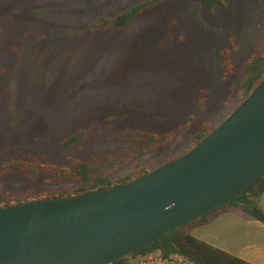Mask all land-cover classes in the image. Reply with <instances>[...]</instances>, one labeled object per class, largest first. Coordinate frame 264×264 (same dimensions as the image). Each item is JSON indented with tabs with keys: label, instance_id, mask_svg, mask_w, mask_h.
Instances as JSON below:
<instances>
[{
	"label": "rangeland",
	"instance_id": "obj_1",
	"mask_svg": "<svg viewBox=\"0 0 264 264\" xmlns=\"http://www.w3.org/2000/svg\"><path fill=\"white\" fill-rule=\"evenodd\" d=\"M146 1L0 0V171L25 153L61 166L77 157L101 162L111 176L153 170L189 148L202 124L218 127L235 111L239 72L264 53V6L230 0L210 11L167 0L123 29L94 31ZM229 44L235 67L225 75ZM149 128L174 131L173 140L142 155L134 133ZM82 131L81 143L61 145ZM44 185L26 173L0 175V194L53 188Z\"/></svg>",
	"mask_w": 264,
	"mask_h": 264
},
{
	"label": "water",
	"instance_id": "obj_2",
	"mask_svg": "<svg viewBox=\"0 0 264 264\" xmlns=\"http://www.w3.org/2000/svg\"><path fill=\"white\" fill-rule=\"evenodd\" d=\"M264 178V82L198 145L108 190L0 208V264H112Z\"/></svg>",
	"mask_w": 264,
	"mask_h": 264
},
{
	"label": "trees",
	"instance_id": "obj_3",
	"mask_svg": "<svg viewBox=\"0 0 264 264\" xmlns=\"http://www.w3.org/2000/svg\"><path fill=\"white\" fill-rule=\"evenodd\" d=\"M167 0H148L137 4L127 11L118 14L115 17L107 18L96 24L94 31L114 29L120 30L127 27L133 20L142 15L146 10L155 7ZM230 0H194L198 9L206 8L214 11L217 8H226L227 2ZM264 6V0H256ZM260 30H264V8L260 14V22L258 25ZM230 44L221 51V58L225 75L234 73L233 54L236 49ZM241 83L233 99L236 109L241 106L250 95L264 82V53L251 55L244 63L243 69L239 72ZM202 100L196 107V113H201L206 100L207 94H203ZM235 109V110H236ZM229 114L226 118H228ZM225 118V119H226ZM194 116L190 117V121ZM216 127L207 123L202 124L195 134V139L191 146L182 153L174 156L166 163H169L180 156L184 155L208 135H210ZM134 133V132H133ZM174 131L161 133L153 129H143L134 133L133 143L142 148V155H148L161 145L172 142ZM132 134V133H131ZM85 138V133L78 132L67 137L61 142L63 147L72 148L81 143ZM65 166H61L50 160L42 158L41 155L36 156L32 153H25L23 156L15 157L3 163L0 175H10L18 173H26L29 180L33 183L39 182L46 184L44 186H52L51 189L42 190L36 193L24 194L20 196H9L8 194H0V208L25 202L41 201L48 199H66L85 194H91L108 190L120 185H124L130 181L147 176L153 170L143 168L141 170H133L118 175H107L104 171L103 163H95L93 160L84 158L68 159ZM163 163L159 167L165 165ZM158 167V168H159ZM264 195V178L254 183L243 194L229 202L222 208L214 210L212 213L203 216L194 222L177 229L176 231L164 236L162 239L153 244L137 251L130 257H126L113 262L112 264H126L137 256L144 255L149 252H161L165 257L181 255L193 264H250L236 256L224 252L204 241L198 240L193 236V231L199 227L207 226L213 223L215 217L223 210H236L247 218L259 221L264 224V210L261 200Z\"/></svg>",
	"mask_w": 264,
	"mask_h": 264
},
{
	"label": "crops",
	"instance_id": "obj_4",
	"mask_svg": "<svg viewBox=\"0 0 264 264\" xmlns=\"http://www.w3.org/2000/svg\"><path fill=\"white\" fill-rule=\"evenodd\" d=\"M264 210V195L261 200ZM193 236L250 264H264V224L236 210H223Z\"/></svg>",
	"mask_w": 264,
	"mask_h": 264
},
{
	"label": "built area",
	"instance_id": "obj_5",
	"mask_svg": "<svg viewBox=\"0 0 264 264\" xmlns=\"http://www.w3.org/2000/svg\"><path fill=\"white\" fill-rule=\"evenodd\" d=\"M126 264H193L181 255L165 257L161 252H149L131 259Z\"/></svg>",
	"mask_w": 264,
	"mask_h": 264
}]
</instances>
